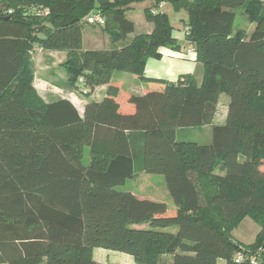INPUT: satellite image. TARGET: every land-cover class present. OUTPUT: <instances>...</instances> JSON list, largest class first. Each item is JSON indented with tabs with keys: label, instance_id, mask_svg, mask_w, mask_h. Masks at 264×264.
Masks as SVG:
<instances>
[{
	"label": "trees",
	"instance_id": "obj_1",
	"mask_svg": "<svg viewBox=\"0 0 264 264\" xmlns=\"http://www.w3.org/2000/svg\"><path fill=\"white\" fill-rule=\"evenodd\" d=\"M142 1L0 0V264H97L96 248L136 264H235L238 251L264 248V0H153L188 10L201 84L192 74L146 76L161 48L184 49L169 17L152 9L151 33L83 48L92 12L113 40H126L135 31L126 12ZM237 10L250 34L236 27ZM35 45L66 51L69 86L91 95L108 85L104 98L83 113L67 98L44 102L33 86ZM117 71L145 82L144 94L126 91ZM222 93L228 115L212 142L178 141V128L212 124ZM143 173L165 177L173 209L120 188ZM245 216L260 226L250 245L231 235Z\"/></svg>",
	"mask_w": 264,
	"mask_h": 264
},
{
	"label": "rangeland",
	"instance_id": "obj_2",
	"mask_svg": "<svg viewBox=\"0 0 264 264\" xmlns=\"http://www.w3.org/2000/svg\"><path fill=\"white\" fill-rule=\"evenodd\" d=\"M143 2V1H142ZM155 9L158 10V12H161L162 14H166L169 17L170 24L173 28V36L176 38L181 36L184 32V28L187 26V23L189 21V12L186 8H180L179 10H176L175 7L170 2H164L162 5V8H159L155 1H153ZM40 7V6H37ZM29 12L32 13V11L35 10V6H29L28 9ZM237 20H236V27L237 28H245L247 30L248 28V20L247 18L241 13V11L237 10ZM127 13V12H126ZM127 16V14H126ZM129 17H131L134 20L135 23V31L128 35L126 41L125 40H113V37L108 32L104 31L103 25L101 24H90L85 22L83 24V48L84 49H90V48H115L117 46H121V44H127L131 42V38H134L136 35L140 33H144L146 28L149 27L150 22L146 19V16L143 12V6L142 4H136L135 8L131 10L128 14ZM188 32V28H187ZM180 44L183 46V48H188L190 45L183 42L182 39L179 38ZM168 48V47H164ZM171 49V48H168ZM45 49L37 51L38 54H40V62H45L49 64V66H41L39 65L38 74H44L45 76L50 75L51 77L58 76L62 77L63 70L61 68L58 69L59 66L63 67V62L60 64L58 62V59H55V62L48 61V58L54 59L53 56L48 55L44 51ZM174 52H179L175 49H171ZM43 53V54H42ZM67 58V57H66ZM156 59V58H155ZM65 61V59L63 60ZM32 62V61H31ZM51 65V66H50ZM34 65L32 64V70H33V83L35 79V72L33 69ZM66 72V70H65ZM68 75V73L66 72ZM116 78L122 77L125 80V90L129 91L132 90L133 94L140 95L143 92V86H147L145 82L140 80L139 78H136L133 76V73H129L126 71H117ZM56 79V77H55ZM69 79V76H68ZM68 83V80H67ZM34 86V85H33ZM71 89H74V87L69 86ZM35 88V87H34ZM78 88L82 91V87L78 82ZM37 91V89L35 88ZM74 91V90H73ZM38 93V92H37ZM59 95L68 94L69 92L60 91L58 92ZM82 94V93H81ZM80 93L70 92L69 95L72 96L74 101L76 103L86 101L88 99L89 101L92 100H98L96 99L93 94L91 95H84L81 96ZM223 97H225L227 94L222 93ZM39 95V94H38ZM101 100V99H100ZM227 111L226 106V100L221 99L218 102L217 105V115L215 117L216 122H222L224 121L225 114ZM214 121V120H213ZM177 140H185V141H192L199 143L201 145H207L212 142V129L210 127H204V126H194V127H182L178 128L177 130ZM89 158V150H86L85 155V162H87ZM216 173L223 175L224 172L218 168ZM122 190L127 191H133L135 192L140 198H147L151 200L156 201H165L169 204V206L173 209L174 203L172 198L170 197L165 177L158 174H148L143 173L142 175H139L136 179H129L127 180V183L125 186L120 187ZM133 227L138 228H147L148 224H141V225H133ZM260 226L253 220L251 217L245 216L241 219V221L238 223V225L235 227V229L232 230L231 235L234 241H236L239 244L242 245H250L252 244L257 236V232L260 231ZM172 232H176L177 228H170L168 229ZM107 252H104L101 248H96L94 252V257L97 259V264H136L132 257L118 251L113 250H105ZM170 261V258L168 256H164L158 264H163Z\"/></svg>",
	"mask_w": 264,
	"mask_h": 264
},
{
	"label": "crops",
	"instance_id": "obj_3",
	"mask_svg": "<svg viewBox=\"0 0 264 264\" xmlns=\"http://www.w3.org/2000/svg\"><path fill=\"white\" fill-rule=\"evenodd\" d=\"M136 4H142L143 6V12L145 14V10L146 9H152L153 12H158L157 9L153 8L154 7V3L153 0H146L143 2H136L133 3L131 5V8L127 11V18H129L130 20H132L134 22V20L128 16L129 12L131 10H133L136 6ZM163 3H161L158 7L162 8ZM147 30H145V33H151L154 30V24L150 22L149 27L146 28ZM254 29V25H250L248 26V34H250ZM183 34L181 36H179L180 39L183 40V42H185L186 44H188V42L186 41V35H187V27L184 28L183 30ZM178 40L179 38L176 37ZM133 38H131L132 40ZM126 41V40H125ZM125 44H121V46H117V47H122ZM107 48V47H105ZM105 48H90V49H105ZM46 54L51 55L54 57V59H52L51 57L48 58V61L50 62H55V59H58V62L61 64L63 62L64 59H66L67 57V52L66 51H56V50H44ZM161 53H162V58L160 59H155V58H149L147 60L146 63V68H145V73L147 77H152V78H161V79H165L171 82H176L179 77L183 74H192L194 75V77L197 79L198 83L201 84V82L203 81L204 78V64L200 61H198L196 58V52L194 51L193 48H191V46H189L188 48H184L182 51L179 52H174L171 49L168 48H161ZM43 54V53H42ZM42 56V55H41ZM40 54H38V52L35 51V53L33 54L32 57V64L34 65L33 69L35 72V79H34V87L37 89L38 94L43 98L44 102H51V101H56L58 99L61 98H67L70 101H72L74 103V105L78 108V110L80 111V113L84 112V108H85V104L89 101L88 99H86V101L83 102H79L76 103L74 101V99L72 98V96L69 95L70 92H75V93H80L81 94V90L78 89H71L68 87V75L66 74L65 70H63V67L59 66V68H61L63 70L62 73V77H58L57 75L54 77H51L50 75L45 76L44 74L39 75L38 74V67L39 65L45 67V66H49V64L43 62H40V58L41 57ZM51 66V65H50ZM116 73L114 74L113 78L114 80H119L121 81V85H123V87H125V80L122 77L116 78L115 77ZM56 77V79H55ZM108 85H101L96 87V89L94 90V92L92 93L93 96L98 99L95 101H101L107 91ZM147 86H143V92L142 94H144L145 90H146ZM74 90V91H73ZM60 91H67L69 92L68 94H63V95H59L58 92ZM129 92L133 93L132 90H129ZM140 94V95H142ZM81 96L83 97V93L81 94ZM101 99V100H100ZM221 99L226 100V106H227V111L225 114V118L224 121L222 122H216V115H217V110H216V115L214 117V121L212 122V124L210 125H205L204 127H210L212 129V126L214 125H223L226 122L227 119V115H228V108H229V104H230V96H228V94L223 97V94H220V98L219 101ZM260 230V229H259ZM259 232V231H258ZM257 232V233H258ZM103 249V248H101ZM106 249H103L104 252ZM95 252V250H94ZM128 255V254H127ZM130 256V255H129ZM132 257V256H131ZM95 258V257H94ZM133 259V257H132ZM96 261H98L97 259H95ZM134 261V259H133ZM172 261L170 259V261L168 262V264H171ZM217 264H228L227 261L223 258H219L217 260Z\"/></svg>",
	"mask_w": 264,
	"mask_h": 264
},
{
	"label": "built area",
	"instance_id": "obj_4",
	"mask_svg": "<svg viewBox=\"0 0 264 264\" xmlns=\"http://www.w3.org/2000/svg\"><path fill=\"white\" fill-rule=\"evenodd\" d=\"M39 13H48V10H41V8H36L35 9ZM87 23L90 24H103L104 23V17L102 14L98 11L92 12L87 18H86ZM43 48L39 45H35L34 47V53L35 51L42 50ZM87 90H84L83 93H86ZM264 255V248H261L255 252L252 251H238L234 257L233 261L235 264H242V263H247V264H262V258Z\"/></svg>",
	"mask_w": 264,
	"mask_h": 264
}]
</instances>
